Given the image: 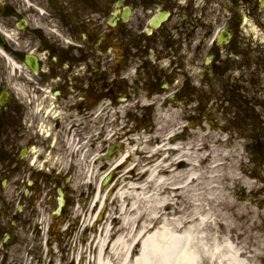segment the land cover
I'll return each instance as SVG.
<instances>
[{
	"label": "flooded vegetation",
	"instance_id": "af4514ba",
	"mask_svg": "<svg viewBox=\"0 0 264 264\" xmlns=\"http://www.w3.org/2000/svg\"><path fill=\"white\" fill-rule=\"evenodd\" d=\"M259 4L0 0V264H74L112 121L232 105L264 141V34L244 20Z\"/></svg>",
	"mask_w": 264,
	"mask_h": 264
},
{
	"label": "bare ground",
	"instance_id": "6f19581e",
	"mask_svg": "<svg viewBox=\"0 0 264 264\" xmlns=\"http://www.w3.org/2000/svg\"><path fill=\"white\" fill-rule=\"evenodd\" d=\"M207 138L202 139V134L198 133L195 140L188 144L180 143L174 145L162 140L161 146L163 147L161 149L166 151L164 154H167L168 157L160 156L158 154L162 152L160 149L152 150L149 153L151 156L146 157L148 161L141 165L140 168L138 166L137 170L135 169V172L139 171L141 174L134 175L133 172L128 174L132 176L130 179L124 177V188L115 197L114 203L119 205L117 208L127 228L119 231L107 229L106 233L102 235V239L94 241L92 247L83 252L84 257L86 258V254L92 251V254H94V258H92L93 264H259V261L264 256V235L260 232L254 233L253 229L262 230V225L259 223V218H262L261 212L251 209L243 210V212L237 211L238 205L235 202L230 200L223 201L230 210L236 211L238 220H247L245 225H248V230L252 232L250 237L256 239L259 244V247L255 249L256 251H253L252 256L244 247L240 249V245L232 241L228 236L222 237L218 235L219 225L222 224V227L229 225L221 222L220 216L222 215H219L216 210L222 209V203L216 204L225 195H214L211 198L213 205L209 207V210L203 208L198 213V207L195 208L193 210V215L195 216L193 219H188L185 216L168 219L170 216L169 210L172 209V206H175L173 203L175 197L187 194L192 184L194 188L202 187L204 185V175H208L209 180L213 182L222 178L218 175L219 172L223 173V164H217L212 169V165L216 163H212V160L209 164L211 168L209 167L204 174L201 173L203 169L201 167L206 164V160L201 158L205 151L201 143ZM155 153L158 154V158L152 157ZM171 156L173 161L181 159L179 165L187 163L189 170L184 173L177 169L170 171L173 168V164L170 166L167 162ZM228 167L230 172L225 174L228 176V180L239 179L247 187L250 186V181L247 177H242L239 174V170L234 171V167ZM146 168L147 172L143 175L142 172ZM238 185L240 184H237L235 189L238 188ZM141 189H150L156 195L154 199L144 200L150 206L148 212L150 225L152 222H161L158 228L154 227L152 229L150 225H145V228L143 226L142 230L144 229V231L142 232L139 231L140 225L136 230L135 228L132 229L142 214L141 208L137 206L138 203L135 200L138 196L135 192ZM235 189H231L230 186L227 187L230 194H236L238 191L234 192ZM167 193H170L171 197H166ZM174 194L177 195L174 196ZM211 194H213V190ZM131 196L135 197V199L133 198L132 203L126 206V201L131 199ZM132 212L133 216L130 215ZM182 212L176 209L175 213L184 214ZM207 227H211V233L206 231ZM122 232L125 233L126 237L118 236ZM227 233H230V227L227 229Z\"/></svg>",
	"mask_w": 264,
	"mask_h": 264
},
{
	"label": "rangeland",
	"instance_id": "374dc122",
	"mask_svg": "<svg viewBox=\"0 0 264 264\" xmlns=\"http://www.w3.org/2000/svg\"><path fill=\"white\" fill-rule=\"evenodd\" d=\"M213 135L215 136V138H213V140H206L205 143H207L209 145V147H205L206 150L204 151V154L201 155V158L203 160H206V164H204V166L201 167L202 171L201 173H205V171H207V169L210 167L211 165H209L211 163L216 162L214 165H212V169L213 167H216L217 164H223L224 167H222V171L223 173L219 172L218 176H221L222 178L220 180H216V181H210L208 175H204L203 176V183L204 185L202 187L199 188H194L193 184L191 186V189L187 192V194L182 195V196H177L175 197V200L173 201L175 206H172V209L169 210L170 216L168 217V219H175L178 218L180 216H185L188 217V219H193L195 216L193 215V210H195V208L198 207V213L201 212V210L204 208L206 210H209V207H211L212 202H211V198H213V196H219L220 194L225 195V197H221L218 201V203L216 205H219L222 203V209H216L219 213V215L221 214L222 216H220V220L221 222H225L226 224L229 225H224V227H222L221 225L218 226V232L220 236L224 237L225 235L228 236L232 241L236 242L238 245H240V249H242V247L245 248V250H247L248 253H250L251 249L253 248V245L250 239V231L248 230V225H245V222H247V220H238L237 219V215H236V211L234 210H230L227 205L223 202V201H233L235 202L238 206V210L237 211H241L243 212L246 211L247 209H251L253 211H264V205H258L255 204L257 202H263L264 201V191L263 188V184L261 183L262 180H259L261 182H259V184H255V182H253L250 179V186L247 187V185H245L244 182L239 181L238 180H228V176L225 175L227 174L229 171V167H234V171L239 170V168L241 170H243V168H241L244 164V166H250V164H252L253 162H256L255 159L259 158L260 156V150L261 147L260 145L262 144L261 142H258L259 144H254L251 142V140H243V141H239V137L236 136H232V135H226V134H221L220 133H213ZM212 135V136H213ZM204 143V142H203ZM201 143V144H203ZM147 152H150V150H146ZM144 152V151H143ZM212 158V159H211ZM144 159V158H141ZM140 159V160H141ZM172 156L170 157L171 161ZM200 161V160H199ZM139 163L138 158H136L134 160V162L132 163V166H136ZM169 164V162H168ZM255 164V163H254ZM131 166V167H132ZM232 169V170H233ZM189 167L186 166V168H184L183 173L188 171ZM245 173H247V175L251 174L252 175V170L251 168L247 169V170H243ZM259 171H261V175H262V170L259 168ZM98 173L95 174V176H97ZM218 174V173H216ZM241 174V173H239ZM241 175H244L241 174ZM257 177V176H255ZM219 178V177H218ZM240 178V177H239ZM228 180V181H226ZM233 182V183H232ZM217 183V184H215ZM238 185V188L235 189ZM122 185V183H121ZM232 185V186H231ZM255 186L254 188L252 187ZM230 186V188L235 189L234 192L238 191L236 194L232 193L230 194V191L227 190V187ZM143 191H137L138 196L136 197V201H137V206H139L141 209V216L139 217L138 221L142 222V225L144 226V222L149 223L148 225H150V221L148 220L149 216H144L145 214H148L149 210H150V206L148 205V203L146 204L144 202V200H142L141 203H139V199L142 197V194L144 193V189H142ZM213 190V194H211V191ZM252 190H256L252 193H250ZM118 191V188L115 189L114 194ZM142 192V194H141ZM136 193V192H135ZM145 197L144 199H146L147 197L154 199L156 197V195L149 189L148 191H146V193H144ZM252 196V197H251ZM114 197V196H113ZM133 197V196H132ZM166 197H170V194L167 193ZM251 197V198H250ZM135 198V197H134ZM114 199V198H113ZM113 201V200H112ZM255 202V203H254ZM112 203V202H111ZM111 203L109 204L110 207H112L111 211V216H110V223L116 220H120L121 221V217L120 214H117L116 210L114 208H116L117 206L119 207V205L117 203H113L111 205ZM208 204V205H207ZM128 205V204H127ZM204 205V206H202ZM183 211L182 213L184 214H176V209ZM109 213H106L105 217H108ZM131 216H133V212L130 214ZM187 219V220H188ZM159 223V224H158ZM161 222H152L153 225H151L150 228H158L160 226ZM136 224V222H135ZM251 224V223H250ZM262 224L264 225V223L262 222ZM116 226V225H115ZM119 227L121 229H124V225L123 223H121L119 225ZM230 227V233H227V229ZM114 227H112L113 229ZM127 228V227H125ZM135 228V225L133 226L132 229ZM211 227H207L206 231L208 233H211ZM111 229V227H110ZM113 231H116L115 229H113ZM264 233V232H263ZM123 235V234H120ZM124 236V235H123ZM126 237V235H125ZM99 239H102V237H100ZM254 241V240H253Z\"/></svg>",
	"mask_w": 264,
	"mask_h": 264
}]
</instances>
